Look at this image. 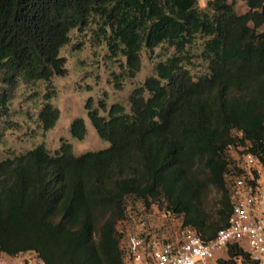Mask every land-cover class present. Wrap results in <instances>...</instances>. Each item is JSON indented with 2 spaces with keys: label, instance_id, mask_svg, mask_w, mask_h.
I'll list each match as a JSON object with an SVG mask.
<instances>
[{
  "label": "trees",
  "instance_id": "trees-1",
  "mask_svg": "<svg viewBox=\"0 0 264 264\" xmlns=\"http://www.w3.org/2000/svg\"><path fill=\"white\" fill-rule=\"evenodd\" d=\"M242 1L243 13L230 0H0V81L8 88L17 78L63 75L60 48L71 29L92 19L124 58L127 77L138 70L142 48L174 50L132 88L127 109L98 100L101 115L85 101L106 147L74 154L60 139L52 153L37 144L0 160V256L123 264L125 223L151 208L202 240L226 225L232 179L247 176L243 154L264 166V0ZM197 39L206 69L192 77L182 63ZM8 97L0 88V114ZM56 118L44 102L41 129ZM85 130L81 117L71 119V137L82 139ZM217 262L256 264L237 245Z\"/></svg>",
  "mask_w": 264,
  "mask_h": 264
},
{
  "label": "rangeland",
  "instance_id": "rangeland-1",
  "mask_svg": "<svg viewBox=\"0 0 264 264\" xmlns=\"http://www.w3.org/2000/svg\"><path fill=\"white\" fill-rule=\"evenodd\" d=\"M230 1L234 3L237 13L246 10L242 0ZM197 3L203 6L205 0H197ZM100 28V21L92 19L88 26L69 31L68 41L59 50V55L64 58L63 75L52 76L48 82L17 78L10 88L0 81V88H6L9 92L6 109L0 114V160L22 153L37 144H43L52 153L60 139L70 143L74 154L106 147L107 143L97 136L86 117L85 101L90 98L101 115L105 112L98 107V100L105 107L118 102L127 109V96L132 88L153 73L157 61H163L174 53L173 48L166 44L151 49L142 48L138 70L132 77H127L124 58L112 53ZM258 30H264V25ZM186 49L187 59L182 65L192 77L204 73L206 63L199 56V40ZM44 102L57 109V118L46 131L41 129L38 120V112ZM75 117H81L84 121L86 130L82 139H75L68 132L69 123ZM234 154L235 150L231 149L229 155L234 157ZM212 197L211 194L209 202ZM140 219L152 225L154 233H163L164 230L168 233L170 229V226H160L163 220L154 208L137 218L133 217L131 223ZM132 224L125 223L127 228H131Z\"/></svg>",
  "mask_w": 264,
  "mask_h": 264
},
{
  "label": "built area",
  "instance_id": "built-area-1",
  "mask_svg": "<svg viewBox=\"0 0 264 264\" xmlns=\"http://www.w3.org/2000/svg\"><path fill=\"white\" fill-rule=\"evenodd\" d=\"M243 161L247 176L233 177L227 223L212 238L200 239L191 227H179L175 218L166 222L164 214L157 210L163 220L160 226H170L168 233H154L152 225L142 219L126 228L121 241L123 264H218L229 245L242 247L256 264H264V166L249 152L243 154ZM0 264L43 263L0 256Z\"/></svg>",
  "mask_w": 264,
  "mask_h": 264
},
{
  "label": "crops",
  "instance_id": "crops-1",
  "mask_svg": "<svg viewBox=\"0 0 264 264\" xmlns=\"http://www.w3.org/2000/svg\"><path fill=\"white\" fill-rule=\"evenodd\" d=\"M29 255H30L29 253H24V254H22L21 256H18L17 259H20V260H21V259H23V258H28Z\"/></svg>",
  "mask_w": 264,
  "mask_h": 264
}]
</instances>
